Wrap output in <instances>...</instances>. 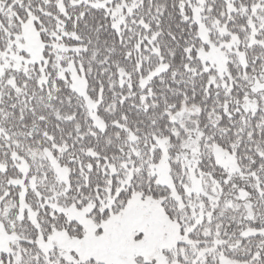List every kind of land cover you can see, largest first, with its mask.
Returning <instances> with one entry per match:
<instances>
[{
  "label": "snow or ice",
  "instance_id": "1",
  "mask_svg": "<svg viewBox=\"0 0 264 264\" xmlns=\"http://www.w3.org/2000/svg\"><path fill=\"white\" fill-rule=\"evenodd\" d=\"M0 264H264V0H0Z\"/></svg>",
  "mask_w": 264,
  "mask_h": 264
}]
</instances>
